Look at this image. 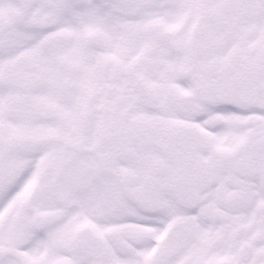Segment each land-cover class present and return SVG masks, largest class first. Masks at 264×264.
I'll return each mask as SVG.
<instances>
[{"label":"snow or ice","instance_id":"6c2138e0","mask_svg":"<svg viewBox=\"0 0 264 264\" xmlns=\"http://www.w3.org/2000/svg\"><path fill=\"white\" fill-rule=\"evenodd\" d=\"M0 264H264V0H0Z\"/></svg>","mask_w":264,"mask_h":264}]
</instances>
